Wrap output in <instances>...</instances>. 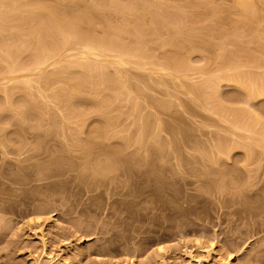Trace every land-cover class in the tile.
<instances>
[{"label":"rangeland","instance_id":"obj_1","mask_svg":"<svg viewBox=\"0 0 264 264\" xmlns=\"http://www.w3.org/2000/svg\"><path fill=\"white\" fill-rule=\"evenodd\" d=\"M65 1L56 15L93 17L78 15L81 35L109 65L74 88L90 77L78 70L91 63L84 35L41 67L37 48L21 51L24 31L9 52L20 23L0 39V264H264V0H250L245 23L234 0H102L110 30L101 2ZM113 29L127 55L99 45Z\"/></svg>","mask_w":264,"mask_h":264},{"label":"bare ground","instance_id":"obj_2","mask_svg":"<svg viewBox=\"0 0 264 264\" xmlns=\"http://www.w3.org/2000/svg\"><path fill=\"white\" fill-rule=\"evenodd\" d=\"M33 1H34V0H32V2H33ZM41 1H43V0H41ZM41 1L39 0L38 2H36V0H35V4H36V6H34V4H33L34 2L32 3V5H33V6H32L31 3H30V0H29V1H27V0H0V9H1V10H0V18H1V17H2V18L4 17L3 20H5V19H7V17H8V19H9V20H5V21H8V22H9L8 24H7V23H4L5 27H6V24H7V27H6V28L3 26V24H2L3 22L1 23L2 18L0 19V25L2 24V25L0 26V27H1V28H0V32H1L0 35L3 34V35H2V36H3V39H2V36H0V37H1L0 39H1L2 41H4L5 38L7 37V36L5 37V34H6V33H8V34L11 33V32H8V30L10 31V30L12 29L11 26L14 25V26L16 27V29H17V26H18V25H16L15 23H20V24H19V27H20V28H18V29H19V31H18L19 33H20V30H21L20 36H19V33L15 34V35L18 36L17 38H19V37H21V38L16 39V38H15V35H12V34L9 36V37H11V38L8 37L10 40H9L8 38H6V40H7L10 44H12V46H13L14 48H18V50H15V49L11 46L12 50H14V51L10 50L9 52H12V53H18V52L20 51L19 47H20L21 43H23V41H21V43H18V42L20 41V39H21V40H24L25 37H23V36H29V35H30V39H32L31 37H33V40H36L37 42H39V43L41 44V46H39L40 49H41V51H40V50L38 51V46H37V44H36L37 42H34V41H33V42H34V43H33V42H30V41H29V42L27 43V40H30L29 37H28V39L25 38L24 41L26 42V46H24V45L22 44L24 47H22V45H21V48H22L21 51L23 50V48H24V50H26L25 47H27L28 44H30L32 48H33V47H34V48H37L36 50H37V52H39V53H38L39 55L36 54V53H37L36 50H35V52H34V51H33L34 49H32L33 53H35L34 55H37V56H38L37 59H38L39 61H42V62H40V63H39V61H38V64H39V65H37V67H38V66L41 67V66H43V65L47 62V61H46V57L49 58V59H47V60H49V61H50L51 58H53V57L58 58V57H57L58 54H59L58 56H60V57L62 58L61 54H63V53L60 54V52H63V51H65V50H67L66 44H67V43H68V44H71V43H73V42L79 40V39L82 38V36L85 34V33H84L83 35H81V34L83 33V32H81V30H83V28H84L83 21H84L85 24H87V25H88V24H91L92 22L94 23V20H93L94 18L91 17V16L89 15L90 19L93 18L92 20H90L89 17H88V15H87L88 13L85 15L84 12H82V14L85 15L84 17L87 16V17H86V18H88L87 20H85L84 17H83L84 20H83V19H78V20H77L78 15H79V18H82V16H81L82 14L79 13V14L77 15V18L75 19L76 21H74V20L72 21V20H71V22H73V23H71L70 21H69L70 23L67 22V21H66L67 19H65V21H66V22H65V21H63L64 16H60L61 14L58 15V16L56 15V14H59L58 11H61V10H62V9H61L62 7H60V5H61L62 3H59V2L62 1V0H59V2H55V1H54L55 4H60V5H59L60 10H57V11H56V8H58V5H55V4H54V5H52V6H53V7H52L51 4H50V5L48 4V5H49V6H48V5H45L46 2L41 3ZM44 1H45V0H44ZM56 1H57V0H56ZM64 1H65V0H64ZM66 1H67V3H69L71 0H69V1L66 0ZM66 1H65V4L68 5V4L66 3ZM97 1H98V2H101V5H102V6L100 5V3L97 4V2L95 3L94 6H95V7H96V6H98V7L100 6V7H99L100 10H101V9L103 10V6H104L103 4H104V2H103L102 0H101V1L97 0ZM234 1H235L236 6H237L236 8L239 9V12H238V13H241V12H242V16H243V17H242V18H243L242 21L246 19V20L249 22L250 17L252 18V16H249V15L251 14V13H249V10H250V0H234ZM253 1H254V0H253ZM253 1H251V3H252V8L255 7V6L253 7ZM27 2H29V3H27ZM73 2H75V0H74ZM76 2H77V1H76ZM71 3H72V1H71ZM26 4L28 5V7H29V6H32L31 8H33V9L30 8L32 11H27L29 8L27 7ZM46 4H47V3H46ZM52 4H53V3H52ZM65 4H64V5H65ZM24 5L26 6V9H25V6H24ZM64 5H63V6H64ZM22 6H23L24 8H22ZM55 6H56V7H55ZM19 7H20L21 9H23V10H22L23 13H22V11H18V10H20ZM34 7H35V8H34ZM54 7H55V8H54ZM98 7L94 8V10L96 9L94 12H96L97 10L99 11V8H98ZM27 8H28V9H27ZM97 8H98V9H97ZM118 8H119V9H118ZM2 9L5 10V12H3ZM13 9L16 11V13H17V11H18V16H17V14L14 12ZM30 9H29V10H30ZM58 9H59V8H58ZM117 9L119 10V11L117 10L119 13H120V12L126 13V14H122V13H121V15H127V11H126V10H127L128 8H123V7H119V6H118ZM120 9H121V10L123 9V10L121 11ZM8 10H9V11H10V10H11V11L13 10V12H11V13H13V14L15 13V14L13 15L14 17L11 15V13H10ZM24 10H25V11H24ZM124 10H125V11H124ZM144 10H145V9H142V10H140V11H141V13H142L145 17H147V18H145V19L147 20V19H149V18H148L149 14L146 12V10H145V11H144ZM240 10H242V11L240 12ZM1 11H2V12H1ZM7 11H8V12H7ZM34 11H36V14H35ZM98 11H97L96 14H94V15H97V14H98V16H99V13H100V16H101V11H100L99 13H98ZM129 11H131V10L129 9ZM142 11H143V12H142ZM250 11H254V12H255L256 10H255V8H254V9H251ZM6 12H7V14H6ZM25 12H26V14H25ZM29 12H31V13L29 14ZM32 12H34V13H32ZM57 12H58V13H57ZM102 12H103V11H102ZM256 12H257V11H256ZM2 13H5L7 16L4 15V14H2ZM27 13H28L29 16H31V17H32V14H33V16L36 15L35 17L37 18L38 21H37L36 19H32V20H33V22H32V20H30L31 17L27 16ZM60 13H62V12H60ZM104 13H105V12H104ZM104 13H102V14H104ZM130 13H131V12H130ZM130 13H128V14H130ZM9 14H10L11 16H10ZM21 14H22L23 17H20ZM80 14H81V15H80ZM105 14H106V13H105ZM145 14H146V15H145ZM243 14H244V15H243ZM253 14L255 15V13H253ZM8 15H9L11 18L13 17L12 19L16 18V16L18 17V19H19V18H20V19L18 20V19L16 18V19L18 20V22H16V19L12 20L11 18H9ZM106 15H107V14H106ZM147 15H148V16H147ZM238 15H239V14H238ZM5 16H6V18H5ZM26 16H27L28 18H26ZM59 16H60V18H61V17H63V18L60 19V18H58ZM80 16H81V17H80ZM100 16H99V19H100V18H103L102 16H101V17H100ZM103 16H104V15H103ZM109 16H110V15H109ZM46 17H47V18H46ZM96 17H97V16H96ZM121 17H122V16H121ZM29 18H30V19H29ZM32 18H33V17H32ZM43 18H45L44 21L47 20V19L49 18V20H47L48 22L45 21L47 25H46L45 22L42 20ZM97 18H98V17H97ZM107 19H108V18H107ZM107 19H106L105 16H104L103 20H105V21H104L105 23H106ZM239 19H240V18H239ZM34 20H35V22H36V21H37V22L34 23ZM40 20H41V21H40ZM80 20H81V22H82V23H80V26H81V24H82V29H81V27L79 26V23H78V22H80ZM82 20H83V21H82ZM89 20L92 21V22H91V23H87V22H90ZM100 20H101V19H100ZM100 20H98V21H99L100 23H102L103 20H101L102 22H101ZM10 21H11V22H10ZM12 21H13V23H14L13 25L10 24V23H12ZM14 21H15V22H14ZM39 21H40V22H39ZM86 21H87V22H86ZM247 21H246V22H247ZM254 21H255V20H253V22H254ZM96 22H97V21H96ZM104 22H103L102 24H105ZM240 22H241V21H240ZM243 22H244V21H243ZM248 22H247L246 26H248ZM29 23H33V24H29ZM37 23H38V24H37ZM48 23H49V24H48ZM107 23H108V21H107ZM107 23H106L105 27L108 25ZM241 23H242V22H241ZM244 23H245V22H244ZM34 24L39 25V27H38V26H35ZM109 24H111L112 28L115 27V26H113L114 23L112 24V16H111V18H110V22H109ZM253 24H254V23H252V22L249 23V26H248V27H250V25H253ZM20 25H21V26H20ZM30 25H32V26H30ZM114 25H115V24H114ZM2 26H3V28H5V30L2 28ZM8 26H9L10 28H8ZM14 26H13V27H14ZM29 26H30L31 28H30ZM15 27H14V28H15ZM79 27H80V28H79ZM107 27H108V26H107ZM7 28H8V29H7ZM22 28H23V29H22ZM35 28H36V29L38 28V32H36V33H34ZM108 28H109V29H108ZM108 28H107V30H110V27H108ZM112 28H111V29H112ZM2 29H3V30H2ZM29 29H30V30H31V29H34V31L32 32L33 34L30 33ZM80 29H81V30H80ZM115 29H116V31H118V30H117V29H118L117 27H116ZM115 29L112 30L113 32H112L111 34H110L111 31H110L108 34H109L110 36H112V34H113L114 32L117 34V32L114 31ZM123 29H124V30H123ZM6 30H7V32H4V31H6ZM119 30H120V29H119ZM23 31H24V33H23V36H22V32H23ZM121 31H126V29H125V28H121ZM2 32H3V33H2ZM118 33H119V32H118ZM6 35H7V34H6ZM89 35H90V34H88V36H89ZM119 35H120V34H117V36H116V35H113L112 37H114V39H113V38H107V37H106V38H105L106 43L103 42V41H104V40H103V41H102L103 43H102V44H99V45H100L101 47H103L104 50H105V48L107 49V46H108V51H113V52L116 51V53H118V51H120V50L122 49L121 41H122L123 44H124L123 36L121 37V36H119ZM121 35H123V33H122ZM261 35H262V34H261ZM261 35H260V36H261ZM12 36H14V37H12ZM80 36H81V37H80ZM84 36H85L87 39H89V40H85ZM84 36H83L84 40H85L86 42L89 41V43H88V42H87V43H88L90 46H89V45L87 46V48L81 53L80 57H81V58H85L86 60H91V63H88V64H85V63H84V64H85V67H82V68H81L82 64H81V66H79L80 64H79L78 66H76V63H74L75 65H74V64H73V65L76 66L77 69L80 67L81 69H78V70H80V71H81L82 69H84V72H85V71H86L85 73L88 72V75H90V77L87 76L86 74H84V72H83V70H82V74H84L86 77H84V75H82V76L80 77L81 80H79V78L77 77L75 80L77 81V79H78L79 81H77L78 83H77L76 81H74V83L76 84V85L74 86V88H76L77 85H78V86H82L81 88H83V87H84L83 85H86V84H84V83H87L90 79L92 80L93 77L91 78V76L94 75V74H93L94 72H97V70H99V71H103V70H104V68H103L104 66H103V65H106V67H107V65H109V64H103L102 61H101V63H102L103 65L100 64V60H99V62L96 60V58L98 57V55H95V53L92 52V49L94 50L95 46L98 47V43H99L100 41H98V39H97L98 42L95 41V40H93L94 38H93L91 35L89 36V38H88L86 35H84ZM107 36H108V35H107ZM22 37H23V39H22ZM72 37H73V39L76 38V40L74 39V40H75V41H74V40L72 39ZM91 37H92L93 39H92ZM256 37H258V35H257ZM12 38H13V39H12ZM14 38H15V39H14ZM70 38H71V39H70ZM26 39H27V40H26ZM69 39L71 40V41H70L71 43L69 42ZM107 39H109V40H107ZM120 39H122V40L120 41ZM262 39H263V40H262ZM1 40H0V41H1ZM12 40H14V41L16 40L17 43L14 42V44H13V41H12ZM18 40H19V41H18ZM72 40H73V42H72ZM256 40H258V43H261V44L264 45V38H263V35H262L261 38H259V37L256 38ZM259 40H260V41H259ZM11 41H12V42H11ZM31 41H32V40H31ZM91 41H92L93 43H92ZM108 41H110V42H108ZM90 42H91V43H90ZM95 42L97 43V45L95 44ZM184 42H185V43H184ZM184 42L182 41L181 43H178V46H179V44H180V46H179V50H181L182 47H183V49H184L183 51H188V50H186V49H188L189 46H188V48H186V46L189 45L191 41H189V40H188V41L184 40ZM15 43H16V44H15ZM109 43H110L111 47H112L113 44L115 45L114 47L111 48V50H109V48H110V47H109V46H110ZM112 43H113V44H112ZM183 43L185 44V46H184ZM191 43H192V42H191ZM258 43H257V49L259 48V51H260V50L263 51V49H264L263 45H262V46H261V45L259 46ZM17 44H18L19 46H17ZM24 44H25V43H24ZM33 44H34V45H33ZM35 44H36V46H35ZM103 44H104V45H105V44H108V45H105V46H104ZM135 44H136V46L138 47V45H137L138 43H135ZM15 45H16L17 47H16ZM91 45H92V46H91ZM93 46H94V47H93ZM123 46H124V45H123ZM134 46H135V45H134ZM136 46H135V47H136ZM92 47H93V48H92ZM184 47H185L186 49H185ZM261 47H263V49H262ZM11 48H10V49H11ZM27 48H28V47H27ZM180 48H181V49H180ZM260 48H261V49H260ZM95 49H97V48H95ZM112 49H113V50H112ZM114 49H115V50H114ZM124 49L126 50V47L123 48V51H125ZM129 49H130V48H129ZM133 49H135V48H133ZM133 49H131V50H133ZM24 50H23V51H24ZM117 50H118V51H117ZM131 50H128V51H131ZM238 50H239V49H238ZM181 51H182V50H181ZM50 52H51L52 56L49 57L48 54H50ZM52 52H54V55H53ZM120 53H121V55H122V54L125 53V52H121V51H120ZM120 53H118V54L120 55ZM256 53H257V54H256ZM258 53H259V52L256 50V52L254 51V53H252L250 56H251V57H252V56L254 57V55H255V57H254V59H255V58L258 57ZM260 53H261V55H260ZM260 53H259V57L257 58V62H258V61H261V60H258V59H262L260 56H264V51H263V52L260 51ZM56 54H57V55H56ZM142 54H143V53H142ZM144 54H145V53H144ZM174 54L178 55V53H174ZM47 55H48V56H47ZM123 55H127V53H126V54H123ZM176 55H173V56H174L175 58H177ZM238 55H239V54H238ZM238 55H236V57H238V58H241V57H242V56L240 57L241 54H240L239 56H238ZM256 55H257V57H256ZM39 56H41V57H39ZM250 56H249V57H250ZM60 57H59V58H60ZM117 57H118V56H117ZM117 57H115V58H117ZM170 57L173 58V59H175V58L172 57V56H170ZM170 57L168 58L169 60L171 59ZM178 57H181V56L178 55ZM253 57H252L251 59H253ZM61 58H60V59H61ZM107 58H108V57H107ZM118 58H119V57H118ZM118 58L116 59V60H117L116 65H120V66H121V65H124V64H123L124 62H122L123 60L120 61V59H118ZM40 59L45 60V62H43V60H40ZM53 59H54V58H53ZM111 59H112V58H111ZM113 59H114V58H113ZM249 59H250V58H249ZM251 59H250V60H251ZM254 59H253V61L256 62ZM116 60H114V61H116ZM118 60H119V61H118ZM253 61H252V62H253ZM121 62H122V64H121ZM257 62H256V64H257ZM104 63H105V62H104ZM106 63H109V62H106ZM260 63H261V62H259L258 64H260ZM84 64H83V65H84ZM171 64H173V63H171ZM171 64L169 63V65H170L169 67L172 66ZM258 64H257V65H258ZM73 65L71 66V68L69 67L71 70H69L68 68L65 67V66H68V65H65L64 67H65L66 69H68V70L71 72V71L75 68V67H73ZM102 66H103V67H102ZM176 66H177V65H176ZM176 66L174 67V65H173L172 69H170L169 67H168V69H167V67L164 66V67H162V69H163V68H166V69H167L166 71H169V72H170V70H171L172 73L175 72L174 74H176V75L178 74V76H179L180 74H179L178 72H180L181 70H183V68H181L180 66H178V67H180V68H178V69H180V71H179V70H177ZM37 67H36V68H37ZM64 67L62 66V69H63ZM72 67H73V69H72ZM36 68H35V69H36ZM76 68H75L73 71H76V70H77ZM173 68H174L176 71L173 70ZM169 69H170V70H169ZM36 70H38V69H36ZM63 70H65V69H63ZM68 70H67V72H65V74H66V73H70ZM58 71H59V72H58ZM58 71L55 72L56 74H52V77H55V76H57V75L59 76V75H62V74L64 73V72L62 73L61 69L58 70ZM65 71H66V70H65ZM166 71H165V72H166ZM177 71H178V72H177ZM186 71H187V69H186ZM236 71H237V70H235V72H236ZM160 72H164V70H161ZM176 72H177V73H176ZM42 73H43V72H42ZM42 73H41V75H42ZM57 73H58V74H57ZM180 73H183V75H184L185 72L181 71ZM91 74H92V75H91ZM234 74H235V73H234ZM234 74H232V75H234ZM239 74H240V76H242L241 73H239ZM11 75H14V74H11ZM99 75H100V74H99ZM102 75H103V74H102ZM183 75H182V76H183ZM235 75H236V74H235ZM237 75H238V73H237ZM237 75H236L235 77L238 78L239 75H238V76H237ZM97 76H98V75H97ZM100 76H101V75H100ZM83 77H84V78H83ZM230 77L232 78L233 76H229V78H230ZM235 77H233L232 79L230 78L231 80L229 79V81H231V82L235 81V82H236V80H234ZM30 78H32V76H30ZM30 78L28 77L27 79L30 81ZM43 78L45 79V82H46V83L49 82V80H48L49 78H48V77H47V80H46L45 77H43ZM43 78H41L40 80H43ZM82 78H83V79H82ZM85 78H88L89 80H88V79L86 80ZM237 78H236V79H237ZM19 79H20V78H19ZM27 79L24 78V77L22 78L23 81H24V80H27ZM177 79H178V78H177ZM214 79H215V78H214ZM243 79H244V77H243ZM243 79H242V78L239 79V80L237 79L238 81L242 80V81H241L242 83L239 82L240 85L238 84V81H237V86H239V87L241 86V89L247 88V87L245 86L244 83H246V81H248V78H247V80H246V77H245V82L243 81ZM3 80H4V79H3ZM15 80H16V79H15ZM83 80H86V81H83ZM232 80H233V81H232ZM81 81H83V84L81 83ZM8 82H10V81H8ZM25 82H26V81H25ZM25 82H24V84H25ZM27 82H28V81H27ZM45 82H44V83H45ZM214 82H215V81H214ZM81 84H82V85H81ZM111 84H112V83H111ZM243 84H244V85H243ZM246 84H247V83H246ZM204 85L207 86L206 84H202V88L205 87ZM210 85H211V84H210ZM199 86H200V89L198 88V86H197V87H194L195 89L197 88V90L195 91V90L193 89V92L195 91V92L197 93L198 90H201V91H198V95L201 97L200 94H202V90H203V89L201 88V85H199ZM242 86H245V87L242 88ZM210 87H211V86H210ZM205 88H206V87H205ZM211 88H212V87H211ZM77 89H78V88H77ZM79 89H80V87H79ZM247 90H248V89H246V91H247ZM195 92H194V93H195ZM199 92H201V93H199ZM263 92H264V90H263ZM250 94H252V93H250ZM109 159L112 161L111 158H108V160H109ZM108 160H107V161H108ZM110 160L108 161V163H106V165L109 164ZM110 164H111V163H110ZM108 166H109V165H108ZM125 171H126V170H125ZM123 189H125V188L123 187ZM144 189H145V192H147V193L149 192L150 194L153 193V190L156 191V187H154L153 185H146V186L144 187ZM148 189H149V190H148ZM166 191L169 192V196H171V197L174 196V198H175V197H176V198L178 197L177 194H175V192H178V191H176V188H175L174 186H173L172 188H171V187L166 188ZM151 192H152V193H151ZM150 194H149V196H150ZM153 195H154V194H153ZM151 196H152V195H151ZM210 247H214V243L211 244ZM187 255H188L191 259L195 260V257L192 256L191 253H188ZM209 255H210V254H209ZM209 255H208V257H210ZM232 258H233V256H228L227 259H226L224 262L222 261V260H224V259H221V261H222L221 264H231V263H232ZM196 261H197V264H201V263H202L199 259H198V260L196 259Z\"/></svg>","mask_w":264,"mask_h":264}]
</instances>
